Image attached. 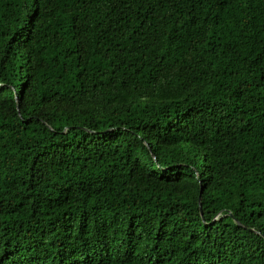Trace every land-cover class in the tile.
Segmentation results:
<instances>
[{
    "label": "trees",
    "instance_id": "16d2710c",
    "mask_svg": "<svg viewBox=\"0 0 264 264\" xmlns=\"http://www.w3.org/2000/svg\"><path fill=\"white\" fill-rule=\"evenodd\" d=\"M0 264H264V0H0Z\"/></svg>",
    "mask_w": 264,
    "mask_h": 264
}]
</instances>
